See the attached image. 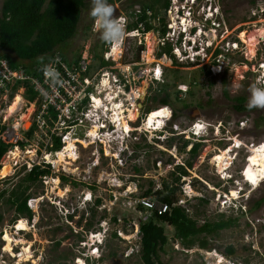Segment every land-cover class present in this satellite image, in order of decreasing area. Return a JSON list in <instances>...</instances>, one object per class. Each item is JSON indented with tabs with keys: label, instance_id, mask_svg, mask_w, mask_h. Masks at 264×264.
<instances>
[{
	"label": "rangeland",
	"instance_id": "1",
	"mask_svg": "<svg viewBox=\"0 0 264 264\" xmlns=\"http://www.w3.org/2000/svg\"><path fill=\"white\" fill-rule=\"evenodd\" d=\"M143 1L108 3L115 8L117 17L122 9L138 8L136 5H142ZM198 1L200 4H195L193 10L202 14L197 17L202 18L207 12L209 16V10L203 5L207 0ZM87 3L88 8L82 13L76 36L60 47L69 62L80 53L90 54L94 58L91 64L94 72L101 65V61L94 56L95 52L103 53L105 46L89 15L90 0ZM261 8L264 10V0H213L212 10L217 20L216 25L209 29V37L220 41L224 35V43H232L241 37L245 43L241 52H232L230 44L228 48L231 50L226 55L229 64L224 63L225 66L217 74L211 71L204 73V67L182 65L163 68L164 76L159 81L154 80L157 62L153 60L159 58L158 39L155 35L143 39L148 56L144 60L146 65L141 68H146L145 75L137 82V88L141 91L147 89V94L142 106L138 103V107L132 108L137 113L132 120H139L134 123L138 126L134 137L131 135L132 141L126 154H121L119 158L112 155L115 151L117 155L120 153L121 145L116 144L117 141L111 146L106 145L108 155L103 144L100 151L95 143L92 144L94 146L84 147L78 141L75 143L78 152L70 156H40L34 154L35 149L31 147L29 150L32 153L15 150L6 155L2 159L5 167L0 170V178L5 179L4 185L9 189L5 196H0V264H143L139 252V223L146 220L150 212L139 210V198L152 186L151 181L158 189L166 180L180 186L177 192L179 203L188 208L189 214L199 224L229 217H236L237 222L207 236L212 250L201 249L198 245L187 249L173 240L174 228L164 224L169 242L165 251L159 252L163 262L217 264L223 260V264H232L226 260L228 258L240 264H264V202L254 207L255 202L264 197V110L238 111L235 108L238 96H245L247 104L248 89L252 85H262L261 72H258L259 64L264 61V37L260 35V31L264 30V11ZM163 13L162 10L158 16L162 17ZM158 16L154 20L155 30L149 34L157 33L160 28ZM204 19L203 24L208 28L209 21ZM87 25L92 28L87 29ZM137 41L138 38L129 37L123 43V61L135 59ZM31 63L25 62L26 65ZM223 77L227 79L229 97L223 91ZM142 80L145 81L143 86ZM165 92L171 95L172 101L167 107L173 112L176 109L178 118H163L161 124H156L155 118L149 120L151 113L148 114L147 109L162 107L159 97ZM18 100L17 97L11 104V111L18 107ZM27 113L26 108L20 112L25 121ZM123 113L116 108L115 115L122 116ZM124 118L130 121L131 114ZM125 120L121 119V122L124 121V128L129 129L128 120ZM196 122L200 123L197 132L200 133L204 127V132L200 134H205L202 137L190 132ZM29 126L30 122L26 128ZM79 130L83 135L85 128L79 127ZM136 136L138 139H135ZM72 138L69 137V141ZM186 139L203 143L195 157L188 152L191 145L181 150ZM235 143L242 144L241 148H235ZM73 147L68 148H76ZM225 150L228 154L223 163L227 165L221 169L214 158ZM258 154L262 157L258 158ZM190 159L193 161L190 175L182 177L177 183L174 181L178 174L176 166L186 164ZM32 160L40 163L48 161L56 172L43 176V181L32 184L28 190L32 195L28 205L33 206L34 213L33 219L28 221L27 217L18 215L6 199L10 190L24 177V166L31 167ZM62 174L70 177L64 184ZM88 193H91L90 200H86ZM201 197L205 201L200 200ZM98 199L102 200L101 204L97 203ZM155 203L160 205L158 200ZM113 217H117V221ZM88 221H92L91 227H88ZM114 231L117 237L111 236ZM93 233H99L96 235L98 238L106 239L108 236L96 256H90V246L95 239ZM230 246L234 247V253L228 252ZM87 255L89 261L86 260ZM102 257L104 260L99 261Z\"/></svg>",
	"mask_w": 264,
	"mask_h": 264
},
{
	"label": "trees",
	"instance_id": "2",
	"mask_svg": "<svg viewBox=\"0 0 264 264\" xmlns=\"http://www.w3.org/2000/svg\"><path fill=\"white\" fill-rule=\"evenodd\" d=\"M87 1L88 0H3L2 4L0 3V57L8 59L13 66L23 65L26 71L34 76L42 75V68L47 65V61L52 58L55 51H60L62 56L67 59L60 46L76 36L82 13L88 8ZM122 1L123 0H108L110 3ZM170 2L171 0L143 1L140 20H143L147 30L155 28L153 22L154 18H156L162 10L165 12L170 6ZM148 10H151L150 12L152 14H148ZM164 16L165 15L161 18V26L159 28L163 34L167 30L164 24ZM86 28L90 30L92 27L87 25ZM106 44L107 43L103 41V46ZM141 49L142 46L136 47L135 59L133 62L139 60ZM163 51L172 56L170 45L163 47ZM162 52H159V55H161ZM94 56L101 61L102 65L107 64L103 58V53L99 54L95 52ZM38 57H43V60L38 62ZM26 61H32V63L26 65ZM80 61L81 53L74 61L70 62V65L72 64L71 66L77 67ZM176 63L179 67L178 62ZM204 73L208 74L209 72L205 70ZM27 83L26 86H28L29 89L27 93L31 101L37 96V93L34 92L33 86H31L29 82ZM19 84L20 82L14 86V91L19 87ZM166 86H168V83ZM223 91L225 95L229 97L227 92V79L225 77H223ZM155 98L158 97H154V99ZM237 100L238 103L235 105V108L238 111L249 110L247 108L245 96H238ZM159 101L163 105H171V95L165 92L163 96L159 97ZM151 110L153 109L148 108L147 112ZM177 118L178 111L174 109L172 119L175 120ZM33 131L34 129L29 131L28 134L31 136ZM54 137L53 149H60L62 145L60 137ZM20 143L22 146L25 144L24 142ZM202 144L203 143L200 141L192 142L190 139H186L181 146V150L183 151L191 145L188 152H190L191 157H195ZM136 146L138 147V144H136ZM7 148L6 144H0V160ZM192 166L193 161L191 159L187 160L186 164L177 165L176 169L178 174L174 181L178 183L182 177L190 175L189 168ZM50 174V164L44 163L43 166L35 165L33 170L25 175L22 180L10 190L11 192L6 201L12 207H15L18 215L25 216L29 220L33 219L34 213L32 208L28 205L32 195L28 193V190L31 188L32 184L41 180L43 181L42 177ZM69 178V176L62 174V184L66 183ZM228 180L233 181V179ZM153 182L154 181H151L152 186L145 190L142 196L148 197L154 202L158 200L160 204H168L170 210L160 214L158 209H147V211L150 212L148 215L149 217L144 221H140L139 233L141 236V248L139 252L143 264H168L161 260L159 254L160 250L165 251V246L169 242L164 224H168L174 228L173 240L179 241V243L187 249L198 245L201 249L212 250L207 236L232 227L237 222L236 217H229L227 219L221 218L216 221H205L199 224L197 219L189 214L188 208L183 203H179V197L177 196V192L180 189L179 185H174L166 180L162 182L160 188L155 189L153 187ZM7 191H9V189H4L2 191V197L3 195L5 196ZM200 200L205 201V198L201 197ZM101 202V199L97 200L98 204H101ZM263 202L264 197L257 200L254 207H259ZM138 208L142 211L146 210V207L142 204H138ZM70 218H72V216H70ZM113 219L117 221V217H113ZM87 224L88 227L93 225L92 221H88ZM111 236L117 237V232L114 231L111 233ZM58 244H60V242H58ZM228 252L234 253V247L230 246ZM87 260L89 261V258H87ZM100 260H104V257L100 258L99 261Z\"/></svg>",
	"mask_w": 264,
	"mask_h": 264
},
{
	"label": "built area",
	"instance_id": "3",
	"mask_svg": "<svg viewBox=\"0 0 264 264\" xmlns=\"http://www.w3.org/2000/svg\"><path fill=\"white\" fill-rule=\"evenodd\" d=\"M140 28L141 32L145 31V24L141 23ZM157 33L160 35L159 31ZM167 34L158 38L160 46L166 45L169 40ZM145 38L148 37L145 36ZM143 42V38H138V46H141ZM121 50L112 45L110 50L104 53V59L109 63L100 65L94 72L91 67L94 58L90 54L81 53V61L76 67L71 66L72 64L70 65L60 51H55L52 58L47 61V65H51L55 72L59 73L60 82L56 84L46 79L43 68L42 75L34 76L23 66L14 67L6 58L0 57V110H2L0 112V143L7 145V156L15 150L32 153V150H29L30 147L35 149L36 155L60 156L62 152L66 153L69 137H73L74 141L78 140L84 147L98 141L104 145L105 154L108 155L106 145L111 146V140L115 135H111L114 130L109 128L107 116L115 115L116 110L113 107L123 110V114L130 113L129 110H133L132 108L138 107V103H141L140 100L142 101L144 94L140 88H137V82L139 83L145 75L146 68H141L146 65L144 60L148 56V50L142 48L139 60L136 62L123 61ZM174 51L179 57L177 60V57L171 58L166 54H162L157 59L154 58L153 61L157 62L155 74L160 66L178 67L176 62L180 65L185 63L186 56L181 55L178 49ZM191 60H193L192 57ZM18 82H20L19 87L14 91V86ZM27 82L37 93L31 101L27 93ZM144 82L142 80V86ZM17 96H20L21 100L15 111H11L10 106ZM25 108L28 110L26 121L20 117V112ZM7 109H9L8 112ZM28 121L30 126L26 128ZM79 127L85 128L83 135L79 133ZM32 129L34 131L30 136L28 132ZM93 130L95 132L92 134ZM54 136L60 137L62 143L60 149H53ZM20 142L25 144L22 146ZM112 155L116 157L117 152H113ZM0 164L5 167L2 160ZM35 164L41 163L34 161L31 163L32 166ZM4 184L5 179L0 178V196L4 189H8ZM139 204L146 207V210L158 209L160 214L170 210L168 204L156 205L148 197L139 198Z\"/></svg>",
	"mask_w": 264,
	"mask_h": 264
},
{
	"label": "clouds",
	"instance_id": "4",
	"mask_svg": "<svg viewBox=\"0 0 264 264\" xmlns=\"http://www.w3.org/2000/svg\"><path fill=\"white\" fill-rule=\"evenodd\" d=\"M209 2V3H208ZM219 2V0H217ZM118 3V2H115ZM212 3L213 0H207L206 3H204V8H207L209 10V13L211 15L207 16L208 12L206 15L201 16L202 18H198L197 16L202 14L200 12H195L194 6L195 4H200L198 0H171L169 8L165 11V27L167 28L166 32L163 34L159 29L160 35L158 33H152L149 34L150 32L154 31L155 28H152L151 30H147V27L145 31L141 32L140 24H144L143 20H140V15L142 13V5H136L138 8H129V9H122L118 16L116 17L115 15V8L108 3V0H90V12L89 15L94 21V28L96 31L99 32L100 39L107 43L105 45V50L103 52V58H104V53L105 51H109L112 45L115 47L121 48L123 43L126 42L129 37H133L134 39L137 38H145L147 36L148 38H151L152 35H155L157 39L161 36H166L168 37V41L166 45L160 46L158 43V56H161L162 54H166L171 58H176L177 52L174 51L175 49H178L181 55L186 56L185 58V63L182 65H189L192 67H200V68H205L206 71L208 72H213L214 74L220 73L223 67L225 66L224 63L228 62L226 60V55L227 52H230L231 49L228 47L232 46V52L234 51H243L242 47L245 45L244 42H242V39H236L232 43H224L226 42V39L224 38V35L222 36L223 38L219 41L218 38H210L209 37V29L212 28V26L216 25V20L217 18H214L215 13L212 10ZM263 10V8H261ZM264 11V10H263ZM148 14L151 13L149 10L147 12ZM152 14V13H151ZM170 15L171 17H167ZM167 17V18H166ZM161 16H158V19L161 20ZM171 18V19H170ZM203 18L204 21H209L210 26L207 28V25L203 24ZM155 20V18H154ZM153 20V22H154ZM241 33V31H240ZM150 35V36H149ZM214 35V34H213ZM171 38H173L171 40ZM155 40V39H154ZM153 40V41H154ZM217 41L218 44L216 43ZM226 44V45H225ZM171 46V53L168 54L167 52L163 51V47ZM142 48H144V44L141 45ZM241 47V48H240ZM159 52H162L161 55H159ZM191 57L193 60H191ZM38 62L43 60V57H38ZM179 59V57L176 58V60ZM195 59V60H194ZM206 59L207 62L202 64ZM8 60V59H7ZM105 60V59H104ZM218 61H222L221 64L218 63ZM10 63V61L8 60ZM72 62V61H71ZM107 62V61H106ZM109 62H107L108 64ZM11 64V63H10ZM229 64V62H228ZM12 65V64H11ZM102 65V63H101ZM104 65V64H103ZM106 65V64H105ZM180 65V64H179ZM180 65V66H182ZM264 61L259 64L258 67V72H261L260 75V80L262 85L259 87L256 85H252L248 91H249V97H248V103H247V108L249 110L251 109H262L264 110ZM13 66V65H12ZM18 66V65H16ZM23 66V65H20ZM15 67V66H14ZM24 67V66H23ZM25 68V67H24ZM164 67L160 66V74L154 73V80H161L162 74L164 73L163 70ZM169 68V67H167ZM158 69V70H159ZM156 70V68H155ZM44 75L46 79L51 80L53 84L59 83V73L55 72V70L51 67V65H47L43 68ZM145 93L142 96V101L145 99L147 90L144 91ZM169 106V105H167ZM171 110V109H170ZM149 113V112H148ZM109 114V112H108ZM114 116H107V122L110 124L109 128L113 131L114 133H118L115 135V137L111 140V143H114L116 141H120L121 149L120 153L115 157L119 158L121 154H126V151L128 150L131 141H132V136H128V132H125L123 129V126H121L120 121L112 120ZM173 117V111H170V117L168 118L171 119ZM139 120L137 118L134 123H136ZM117 125H114L116 124ZM198 122L194 123L192 127L190 128V132L194 136H204L205 134L200 135L201 133L197 132V128L195 125H197ZM121 128V129H120ZM123 129V130H122ZM149 129V128H148ZM118 132H115V131ZM158 130V129H156ZM206 131V130H205ZM173 132V131H172ZM204 132V131H203ZM197 134V135H196ZM134 137V136H133ZM136 139V138H135ZM125 148H124V144ZM1 144V143H0ZM99 144L97 141L95 143ZM136 145V144H135ZM134 145V146H135ZM89 146H94L90 144ZM242 144H236L234 145L235 148H241ZM258 147V146H257ZM236 150V149H235ZM7 151L3 154L1 160L7 155ZM135 152V151H134ZM55 156H57L55 154ZM0 160V162H1ZM48 162H43L41 164H35V165H40L43 166V164ZM34 165V166H35ZM32 166L31 169H28L24 166V174L27 175L29 172H31L34 168ZM2 166L0 164V170ZM51 172L54 175V172L51 169ZM51 173V174H52ZM23 175V176H25ZM45 177H48L46 175ZM43 179V177H42ZM233 179L234 178H229ZM246 179V178H245ZM247 181V180H246ZM186 192V191H185ZM30 201V200H29ZM32 210L33 206L30 204L29 205ZM242 207V204H240ZM29 221V219H28ZM27 221V222H28ZM104 234H106V230L103 231ZM101 234V232H99ZM99 233H93V238L94 242L90 246V256H96V252L99 251V248L104 244V240L106 239L103 238H98L96 235ZM89 250V251H90ZM89 255H87L86 258H88ZM221 257H223L221 255ZM224 258V257H223ZM87 260V259H86ZM85 260V263H86ZM99 260V259H98ZM229 262H232V264H240L239 262L232 261L231 259H226ZM223 260L219 261L217 264H223Z\"/></svg>",
	"mask_w": 264,
	"mask_h": 264
},
{
	"label": "bare ground",
	"instance_id": "5",
	"mask_svg": "<svg viewBox=\"0 0 264 264\" xmlns=\"http://www.w3.org/2000/svg\"><path fill=\"white\" fill-rule=\"evenodd\" d=\"M171 3V2H170ZM132 7V6H131ZM127 9V8H126ZM198 9V8H197ZM151 11V10H150ZM203 12V11H202ZM205 13V12H204ZM153 14H154V12H153ZM160 14V13H159ZM142 15V14H141ZM201 15V14H200ZM211 15V14H210ZM158 16V15H157ZM161 16V15H160ZM200 17V16H199ZM159 20V19H158ZM149 22V21H148ZM209 24V23H208ZM260 35H261V37L263 38L264 37V30H261L260 31ZM163 51V50H162ZM91 52V51H90ZM156 62V61H155ZM218 63L220 64V62L218 61ZM158 75L160 74V69L158 70ZM164 76V75H163ZM162 76V77H163ZM163 79V78H162ZM159 81V80H158ZM28 84V83H27ZM29 90V89H28ZM146 91V90H145ZM143 92H144V89H143ZM145 93V92H144ZM18 98H19V100L18 101H20L21 100V97L20 96H17ZM164 106V107H163ZM162 107H158V108H156V109H153V110H151L150 111V113H151V116H150V119L149 120H152V118L154 119H156V124H157V122H158V124H161L162 122H163V118H169L170 117V114H169V112L171 111L170 109H169V107H167V105H163ZM11 110V109H10ZM115 110H116V108H115ZM13 111H15V108H13ZM129 116H130V114H131V119H130V121H133L132 119H134V118H136V114H135V110H129ZM138 112V114H139V111H137ZM150 113H148V114H150ZM123 116V117H122ZM121 116V114H116L115 116H114V120H116V121H120L121 122V119L122 120H125V118L124 117H128V115H126V114H123ZM154 119V120H155ZM128 119H126L125 121H127ZM129 120L127 121V123L129 124V122H130ZM124 123V121H122L121 122V126H123V129H124V131L125 132H128L129 131V133H128V136H131L134 132H135V130H136V127H130L129 128V126H127V128H129V129H125L124 128V125L125 124H123ZM27 124H29V123H27ZM164 124V123H163ZM130 125V124H129ZM197 125H200V123L198 122L197 123ZM197 125H195L196 126V128L197 129H199L200 128V126H198L197 127ZM126 126V125H125ZM157 126V125H156ZM203 126H204V124H203ZM159 129V128H158ZM203 129H204V127H203ZM203 129L201 130V132L203 131ZM156 130V129H155ZM95 132V130H93L92 131V134ZM200 132V133H201ZM199 133V132H198ZM197 135V134H196ZM68 146H67V150H66V153H61L62 154V156H70V154H72V153H76V152H78V151H76L77 149H72V150H70L68 147H73V145L75 146V143L77 144L78 143V140H75L74 141V139L72 138L70 141H69V139H68ZM120 143V141H117V143L116 144H119ZM90 145V144H89ZM88 145V146H89ZM76 148H78V146L76 145L75 146ZM75 147H73V148H75ZM264 149V148H263ZM108 150V149H107ZM228 150H230V149H228ZM264 151V150H263ZM17 153V152H16ZM15 153V154H16ZM228 154V151L227 150H225V151H223V152H221V153H219V154H217V155H215V158H214V160H216L217 162H219V166H220V168L222 169L223 168V166H226L227 165V163H223L224 161H225V159H226V155ZM61 156V155H60ZM257 157L258 158H261L262 156L261 155H257ZM264 157V156H263ZM227 160V159H226ZM224 170V169H223ZM3 173H4V175H6V171L5 170H3ZM90 197H91V193H88V196H87V198H86V200H90ZM28 223V222H27ZM19 231H21V230H19Z\"/></svg>",
	"mask_w": 264,
	"mask_h": 264
},
{
	"label": "flooded vegetation",
	"instance_id": "6",
	"mask_svg": "<svg viewBox=\"0 0 264 264\" xmlns=\"http://www.w3.org/2000/svg\"><path fill=\"white\" fill-rule=\"evenodd\" d=\"M243 32V31H242ZM241 38V37H240ZM242 39V38H241ZM243 41V40H242ZM244 42V41H243ZM264 66V65H263ZM162 67H164V66H162ZM164 68H167V67H164ZM130 123V125L132 126V127H136V126H138V125H135L132 121H130L129 122ZM136 132V131H135ZM135 138H137L138 139V137L136 136ZM103 145L101 144V143H99V144H96L95 145V147H100V151L103 149V147H102Z\"/></svg>",
	"mask_w": 264,
	"mask_h": 264
},
{
	"label": "water",
	"instance_id": "7",
	"mask_svg": "<svg viewBox=\"0 0 264 264\" xmlns=\"http://www.w3.org/2000/svg\"><path fill=\"white\" fill-rule=\"evenodd\" d=\"M139 106H142V103H139Z\"/></svg>",
	"mask_w": 264,
	"mask_h": 264
}]
</instances>
